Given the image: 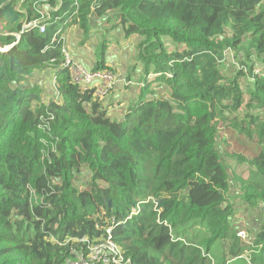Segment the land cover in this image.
<instances>
[{"label": "trees", "instance_id": "obj_1", "mask_svg": "<svg viewBox=\"0 0 264 264\" xmlns=\"http://www.w3.org/2000/svg\"><path fill=\"white\" fill-rule=\"evenodd\" d=\"M95 20L142 39L141 87L118 117L65 66V33L87 37ZM106 45L88 69H110ZM232 50L235 75L223 70ZM257 60L264 0H0V264L76 262L107 230L130 264H215L225 239L231 259L250 249L264 264V225L246 243L229 199L238 184L264 205V166L233 153L255 172L233 178L218 146L225 126L264 154ZM194 222L208 239L182 238Z\"/></svg>", "mask_w": 264, "mask_h": 264}, {"label": "rangeland", "instance_id": "obj_2", "mask_svg": "<svg viewBox=\"0 0 264 264\" xmlns=\"http://www.w3.org/2000/svg\"><path fill=\"white\" fill-rule=\"evenodd\" d=\"M117 21L109 22L108 20H95L92 24V33L89 36L81 34L77 27H72L65 33V47L70 55L78 58L84 56V62L81 58V63L88 68L94 66L86 64L87 59L93 61L101 60L100 45L105 40L107 45L106 54L104 60L106 65L110 67L108 72L114 77L113 87L109 88L106 92L102 93L100 97L106 98V100H113L116 102L114 107L115 115L118 117L119 112L122 110V105L131 102L134 95L138 92L142 77L144 75V64L141 61V38L134 36L133 38H126L122 30L117 28ZM2 24L1 26H3ZM119 25V24H118ZM116 27V28H115ZM164 42L167 45H174L169 38H165ZM177 46V45H176ZM238 58L235 51H231L223 62V70L226 74L235 75L240 70ZM257 68V72L264 73V61L257 60L254 64ZM92 66V67H91ZM106 71V70H104ZM44 80L45 84H53L49 74H36L34 79ZM155 75L149 77L154 79ZM120 83V85H119ZM126 83V84H125ZM244 85V84H243ZM134 100V99H133ZM120 102V103H119ZM121 107V108H120ZM121 109V110H120ZM126 109L122 110L125 113ZM114 115V114H113ZM220 135L218 137V146L222 153L228 159L230 164V173L233 178L236 176V172L241 175V178L248 179L255 175L253 168L244 162L238 160L231 154L248 155L250 159L257 160V163L264 166V154H262L261 147L257 143L250 142L246 138L240 137L238 133L232 131L225 126L220 129ZM240 137V138H239ZM256 167V165H254ZM242 186L236 184V187H232V194L229 199L235 206V221L233 227L235 230L241 228L247 235L246 240L248 243L253 240L254 235L264 225V205L251 206L242 197ZM255 232H254V231ZM183 239L193 238L195 241H205L210 237L206 227L200 222H194L188 225L184 230L180 231ZM247 243V242H246ZM230 241L218 240L212 246L210 256L215 264H255L251 260L250 249L246 251L243 258L231 259L230 254ZM83 262L89 263V259ZM82 262V264H83Z\"/></svg>", "mask_w": 264, "mask_h": 264}, {"label": "built area", "instance_id": "obj_3", "mask_svg": "<svg viewBox=\"0 0 264 264\" xmlns=\"http://www.w3.org/2000/svg\"><path fill=\"white\" fill-rule=\"evenodd\" d=\"M40 31L44 32V27H41ZM63 53L65 54V66L69 67L71 71L73 83L81 85L82 87H96L98 95H101L114 86L112 85L114 77L110 72L88 69L80 61L70 55L66 47L63 48ZM111 233V230H107L108 238L104 243L94 245L90 248L89 253L81 255L78 261L69 264H82L86 259H89L90 262H83V264H130V260L125 258L120 246L111 238ZM244 234L246 233L242 229L237 232L239 237L245 242H248V240H246L247 235L244 236ZM240 258H243V256Z\"/></svg>", "mask_w": 264, "mask_h": 264}, {"label": "crops", "instance_id": "obj_4", "mask_svg": "<svg viewBox=\"0 0 264 264\" xmlns=\"http://www.w3.org/2000/svg\"><path fill=\"white\" fill-rule=\"evenodd\" d=\"M65 38H66V36H65ZM77 57H78L77 59H79V60H81V58H82V60H83V62H84V56H83V55L81 56V58H80L79 56H77ZM94 58H95V57H94ZM94 58H93V61H90V60L87 59L86 64H89V63L91 62V65H92V66H95V61H96V60H95ZM92 66H91V67H92ZM125 84H126V83H125ZM119 85H120V83H119ZM137 94H138V92L134 95V98L131 99V102L133 101V99L136 98ZM119 103H120V102H119ZM129 103H130V102H129ZM129 103H126V104H125V102H124V104L122 105V110H123V109H126L127 106L129 105ZM115 106H116V102L112 105L111 113L114 114V115H117V113H115V111H114V110H115V109H114ZM120 108H121V107H120ZM120 110H121V109H120ZM122 110H121V112H119V115H118V116H121V114H122Z\"/></svg>", "mask_w": 264, "mask_h": 264}]
</instances>
